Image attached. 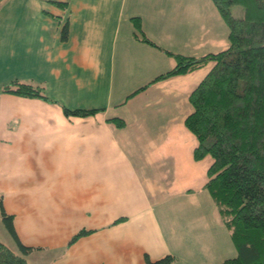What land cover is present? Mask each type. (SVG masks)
<instances>
[{"label": "crops", "instance_id": "1", "mask_svg": "<svg viewBox=\"0 0 264 264\" xmlns=\"http://www.w3.org/2000/svg\"><path fill=\"white\" fill-rule=\"evenodd\" d=\"M135 16L161 48L135 35ZM227 34L212 0L0 2V86L32 81L47 96L0 93V198L20 241L32 247L29 264H149L145 256L166 254L180 264L181 253L189 259L203 248H180L182 236L167 235L157 180L163 188L201 174L184 118L191 90L213 62L128 95L175 64L164 49L199 56L228 45ZM62 106L99 110L66 115ZM211 208L201 205L197 218L225 236ZM83 228L88 233L71 241ZM7 239L0 240L18 252ZM228 254L217 244L202 264Z\"/></svg>", "mask_w": 264, "mask_h": 264}, {"label": "trees", "instance_id": "2", "mask_svg": "<svg viewBox=\"0 0 264 264\" xmlns=\"http://www.w3.org/2000/svg\"><path fill=\"white\" fill-rule=\"evenodd\" d=\"M212 1L228 27V45L199 56L164 49L174 56L175 64L128 97L157 79L213 62L189 94L192 110L185 116L184 124L197 138L193 158L211 156L204 186L236 247V254L217 264H264V0ZM233 5L241 6V17L232 14ZM132 20L140 40L160 47L144 34L139 17ZM67 33L64 24L61 38L65 39ZM1 92L47 99L41 84L19 79L2 84ZM62 109L66 115L78 116L99 110L66 106ZM108 120L119 127L125 124L120 117ZM0 214L19 250L14 251L0 240V264H29L25 255L32 247L20 241L12 215L5 211L1 198ZM86 233L88 230L80 229L71 241ZM145 258L149 264H169L173 260L171 254L155 260Z\"/></svg>", "mask_w": 264, "mask_h": 264}, {"label": "rangeland", "instance_id": "3", "mask_svg": "<svg viewBox=\"0 0 264 264\" xmlns=\"http://www.w3.org/2000/svg\"><path fill=\"white\" fill-rule=\"evenodd\" d=\"M231 9L234 16L241 17L243 15L241 6L233 5ZM224 24L225 27H227L225 22ZM191 134L195 143H197V138L193 133ZM189 156L193 158L192 152L189 154ZM210 159V155H207L203 158V160L201 161V174L200 172H198V174H196V176L192 178L193 182H188L189 180H191L188 178H183V180L175 179L173 182L169 180L171 186L167 185L161 188L163 181L162 183H159L160 180H157V185H160V190L162 193L161 200L156 203V209L161 221L163 222V226L167 235L170 238L174 237L175 235H180V237L182 236L185 244L180 248H189L193 252H195L198 247L203 246L202 249H197V252L193 253L189 259L185 258L183 256V253H181L180 264H202L206 260L209 261L210 258L215 255V248L217 244L220 245L222 250L226 253H231L226 255V257L236 254V247L234 246L228 233L229 230L227 231L228 228L225 225H222L223 230L225 231V236H223L221 235L219 228H216V225L208 222L204 223L203 220H201V217L197 218L198 214L200 213L199 211L201 209V205H205L209 208L212 207L210 211L217 209L213 198L204 186V183L207 179V173L204 170L208 165H204L203 167V164H205V162L208 163ZM195 204H198V207L200 209L196 208L194 206ZM179 205H185L184 209L182 207H178ZM182 214H186L188 217L187 220L191 221L188 222L187 220H185ZM197 223H200L203 226L198 227ZM7 236L11 237L6 226L4 225V222L1 219L0 214V239L8 240ZM199 237L202 240L200 244H198L197 242V239ZM205 245L208 248H206ZM206 252L207 257L205 256ZM185 256H189V254L186 253Z\"/></svg>", "mask_w": 264, "mask_h": 264}]
</instances>
